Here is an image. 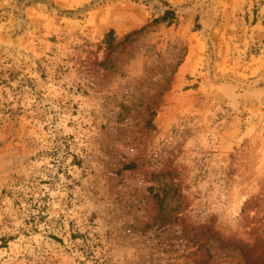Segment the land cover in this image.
Masks as SVG:
<instances>
[{
  "label": "rangeland",
  "instance_id": "374dc122",
  "mask_svg": "<svg viewBox=\"0 0 264 264\" xmlns=\"http://www.w3.org/2000/svg\"><path fill=\"white\" fill-rule=\"evenodd\" d=\"M263 88L264 0H0V264H264Z\"/></svg>",
  "mask_w": 264,
  "mask_h": 264
},
{
  "label": "trees",
  "instance_id": "16d2710c",
  "mask_svg": "<svg viewBox=\"0 0 264 264\" xmlns=\"http://www.w3.org/2000/svg\"><path fill=\"white\" fill-rule=\"evenodd\" d=\"M170 15L173 16V12L170 10H166L163 15L160 17V20H166Z\"/></svg>",
  "mask_w": 264,
  "mask_h": 264
},
{
  "label": "water",
  "instance_id": "95a60500",
  "mask_svg": "<svg viewBox=\"0 0 264 264\" xmlns=\"http://www.w3.org/2000/svg\"><path fill=\"white\" fill-rule=\"evenodd\" d=\"M262 90H264V88Z\"/></svg>",
  "mask_w": 264,
  "mask_h": 264
}]
</instances>
